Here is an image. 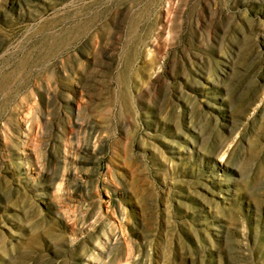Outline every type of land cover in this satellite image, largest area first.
Instances as JSON below:
<instances>
[{
    "label": "rangeland",
    "instance_id": "1",
    "mask_svg": "<svg viewBox=\"0 0 264 264\" xmlns=\"http://www.w3.org/2000/svg\"><path fill=\"white\" fill-rule=\"evenodd\" d=\"M0 264H264V0H0Z\"/></svg>",
    "mask_w": 264,
    "mask_h": 264
}]
</instances>
